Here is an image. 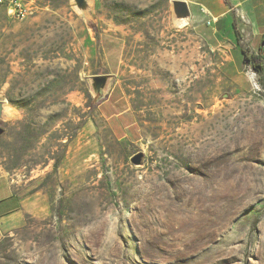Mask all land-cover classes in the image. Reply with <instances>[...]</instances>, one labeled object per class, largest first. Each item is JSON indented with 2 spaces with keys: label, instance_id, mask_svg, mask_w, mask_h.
<instances>
[{
  "label": "rangeland",
  "instance_id": "obj_1",
  "mask_svg": "<svg viewBox=\"0 0 264 264\" xmlns=\"http://www.w3.org/2000/svg\"><path fill=\"white\" fill-rule=\"evenodd\" d=\"M24 1L0 19V166L22 201L0 264H264L260 40L181 25L176 0Z\"/></svg>",
  "mask_w": 264,
  "mask_h": 264
},
{
  "label": "crops",
  "instance_id": "obj_2",
  "mask_svg": "<svg viewBox=\"0 0 264 264\" xmlns=\"http://www.w3.org/2000/svg\"><path fill=\"white\" fill-rule=\"evenodd\" d=\"M184 1L190 10L191 22H196L198 26L205 21L209 22L211 29L218 26L228 30L234 24L237 29L249 34L250 38L259 39L261 44V37L264 35V0H227L228 6L223 3V7L219 0ZM7 17L5 7L0 5V19ZM230 17L231 21L226 25L225 19ZM21 202L14 193L11 180L0 166V225L20 221Z\"/></svg>",
  "mask_w": 264,
  "mask_h": 264
},
{
  "label": "water",
  "instance_id": "obj_3",
  "mask_svg": "<svg viewBox=\"0 0 264 264\" xmlns=\"http://www.w3.org/2000/svg\"><path fill=\"white\" fill-rule=\"evenodd\" d=\"M75 9L81 13L86 14L89 11V6L87 0H71ZM172 12L174 18L179 21L186 20L189 18V8L185 1L176 0L172 2ZM108 75H98L90 78V87L94 95L100 94L105 90L108 82ZM5 105L0 101V122L3 120ZM2 129L0 128V133ZM141 154H136L132 159L133 164H139L141 161Z\"/></svg>",
  "mask_w": 264,
  "mask_h": 264
},
{
  "label": "built area",
  "instance_id": "obj_4",
  "mask_svg": "<svg viewBox=\"0 0 264 264\" xmlns=\"http://www.w3.org/2000/svg\"><path fill=\"white\" fill-rule=\"evenodd\" d=\"M0 5L5 7L8 17L19 20L24 19L30 12L27 4L23 0H0ZM261 43L264 46V35L261 37Z\"/></svg>",
  "mask_w": 264,
  "mask_h": 264
},
{
  "label": "bare ground",
  "instance_id": "obj_5",
  "mask_svg": "<svg viewBox=\"0 0 264 264\" xmlns=\"http://www.w3.org/2000/svg\"><path fill=\"white\" fill-rule=\"evenodd\" d=\"M179 24H181V25H184V24H186V20H181V21H179ZM161 66V65H160ZM158 67V66H157ZM158 71H161L160 72V74H162V75H165L164 73H165V70L163 69V68H160V70H158ZM157 71V72H158ZM149 74H148V76L146 77L145 76V78H146V80L145 81H147L148 79H150L151 77H153V76H156V77H158L157 75H156V70L155 69H152V68H150V72H148ZM159 74V75H160ZM161 75V76H162ZM184 75V74H183ZM160 77V76H159ZM163 77V76H162ZM153 78H155V77H153ZM143 79V78H142ZM141 79V80H142ZM157 79V78H156ZM181 79H182V77H181ZM183 80V79H182ZM160 81V80H159ZM161 82V81H160ZM145 83V82H144ZM149 83V82H148ZM180 83V82H179ZM155 84V83H154ZM157 84H159V83H157ZM146 85V84H145ZM150 85H151V82H150ZM186 85V84H185ZM184 85V86H185ZM143 87H145V86H143ZM142 87V88H143ZM148 87V86H147ZM153 87H155V86H153ZM160 87V86H159ZM149 88V87H148ZM159 89H161V87L159 88ZM146 92H147V90H145ZM187 91V90H186ZM151 92V91H150ZM153 92V91H152ZM159 92V91H158ZM161 92V91H160ZM144 94H145V92H144ZM151 94V93H150ZM159 94V93H158ZM160 95V94H159ZM187 95V94H186ZM154 96V95H153ZM159 97V96H158ZM144 98V97H143ZM161 98V97H160ZM152 99V98H151ZM153 99H154V97H153ZM173 99V98H172ZM187 99V98H186ZM147 101V100H146ZM145 103V102H144ZM152 103V102H151Z\"/></svg>",
  "mask_w": 264,
  "mask_h": 264
},
{
  "label": "trees",
  "instance_id": "obj_6",
  "mask_svg": "<svg viewBox=\"0 0 264 264\" xmlns=\"http://www.w3.org/2000/svg\"><path fill=\"white\" fill-rule=\"evenodd\" d=\"M224 2H227L226 0H223ZM234 24H232V27H233ZM241 54H242V60L244 62H250V63H253V56H248L246 52L244 51H241Z\"/></svg>",
  "mask_w": 264,
  "mask_h": 264
}]
</instances>
